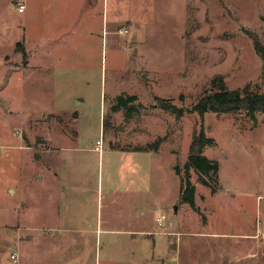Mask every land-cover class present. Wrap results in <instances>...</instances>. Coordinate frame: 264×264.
Here are the masks:
<instances>
[{"label": "rangeland", "instance_id": "obj_1", "mask_svg": "<svg viewBox=\"0 0 264 264\" xmlns=\"http://www.w3.org/2000/svg\"><path fill=\"white\" fill-rule=\"evenodd\" d=\"M9 1L0 0V264H140L128 228L142 223L145 202L155 213L164 210L168 218L183 216L220 233H193L190 245L181 241L177 257L163 262L264 264V110L253 117L246 110L201 115L194 109L216 74L230 87L251 82L264 91V59L249 33L264 37V0H110L97 38L74 49L85 51V62L72 73L66 63L52 62L51 69L60 66L56 78L15 72L25 61L14 38L26 24L18 5L3 15ZM122 93H136L142 104L129 114L114 111ZM158 95L172 98L184 113L158 106ZM202 128L216 139L204 152L219 160L222 187L211 192L192 169L199 209L185 210L180 175L193 132ZM159 136L157 151L111 145L133 147ZM53 180L64 186L55 199L80 213L74 224L91 230L44 249L33 245L37 253L30 256L25 245L31 243L16 241L12 220L18 210L24 217L28 204L39 211L51 199ZM120 243L123 257L113 248Z\"/></svg>", "mask_w": 264, "mask_h": 264}, {"label": "crops", "instance_id": "obj_2", "mask_svg": "<svg viewBox=\"0 0 264 264\" xmlns=\"http://www.w3.org/2000/svg\"><path fill=\"white\" fill-rule=\"evenodd\" d=\"M109 2L110 0H10V6L7 7L3 15H8L14 4L15 6L20 3L25 4V9L21 11L24 13V17L23 20H20L22 25L26 24L23 28L24 33L21 32L19 36L14 38V41L22 43L23 50L21 48L19 52L22 53L25 64L23 67L17 68L15 72L25 70L33 74L42 71V74L50 73L56 78L60 66L51 69L49 64L53 62L54 64L66 63L64 68L72 73L76 63L85 62L83 58L85 57V51L74 49H85L82 44L85 45L88 40L97 38L101 22H108ZM2 35L0 34L1 41L5 40ZM76 51L78 57L74 56ZM19 52L18 57H20ZM49 138L56 141V136H50ZM52 182L54 183V180ZM53 183L47 191L51 199L43 201L39 211L28 204L29 207L27 206L23 211L24 217L20 215L18 210V217L12 220L18 224L16 228L12 229L15 232L16 241L19 244L24 241L25 243H31L29 248L25 245L26 250L30 251V256L37 253L32 248L33 245L37 247V250L44 249L50 241H55L56 244L61 238L75 240L76 233L89 234V230H91L86 226L82 227L74 224L77 219H80L78 217L80 213L75 214L71 207L67 206L65 208L59 200L55 199L54 196L60 197L64 186H61L59 181ZM177 199L178 196L173 198L174 204L177 203ZM196 203L199 204L197 198ZM182 204H185L182 205L185 210L192 208L187 202H182ZM148 208L150 209L147 211ZM154 208H156L154 204L151 206L149 202H145L142 223L139 222L128 228L129 238H131L129 240L132 241L133 246L131 252L139 259L140 264H163L162 258L169 255L176 258V251L178 247L181 248V241L182 246L184 243L190 245L193 233L200 234V236L207 233L210 235L220 234L214 230L209 231L204 226L195 227L192 221L185 219L183 216L176 220L172 214L168 218L164 210H158L155 213ZM177 208H174L176 213H173L174 215H177V211H179ZM178 209H181V207ZM192 209L194 210V208ZM162 215L164 217L160 221L158 217ZM150 220L152 221L150 222ZM65 222H68V224H64ZM177 227L182 230H176ZM108 229L113 230L116 228ZM177 231L182 233L177 235L179 233ZM177 240H179L178 244L176 243ZM113 248H116L115 255L123 257L125 248L122 243L115 244ZM15 251H18L19 257V250ZM20 253L22 255V251ZM69 264H80V262H70Z\"/></svg>", "mask_w": 264, "mask_h": 264}, {"label": "trees", "instance_id": "obj_3", "mask_svg": "<svg viewBox=\"0 0 264 264\" xmlns=\"http://www.w3.org/2000/svg\"><path fill=\"white\" fill-rule=\"evenodd\" d=\"M253 38L254 46L257 52L264 59V37L256 31H249ZM17 47L22 48L21 42H17ZM206 92L201 95L198 101L194 104V109L198 110L203 115L207 110H215L218 112H236L246 110L253 117L256 112L264 110V91H259L252 87L251 82H247L243 86L230 87L226 84V79L223 74H216L211 79ZM138 95L136 93H122L117 96V99L112 105V109L123 108L129 114L141 101L136 103ZM156 104L176 115H182L185 111L184 107L173 102L170 97H156ZM108 118L104 117V130L109 127ZM163 136L153 141L136 144L133 147L121 146L111 143L112 147L126 150H158L160 148ZM216 139L212 135H208L205 130L195 129L190 143V152L185 161V172L180 175V192L179 201L187 202L192 208L199 209L196 203L197 184L192 180L191 170L197 174V180L211 188V192H217L222 187V182L219 175L220 162L217 158L209 156L204 152V147L207 144H214Z\"/></svg>", "mask_w": 264, "mask_h": 264}, {"label": "built area", "instance_id": "obj_4", "mask_svg": "<svg viewBox=\"0 0 264 264\" xmlns=\"http://www.w3.org/2000/svg\"><path fill=\"white\" fill-rule=\"evenodd\" d=\"M18 9H19L20 11H23V10L25 9V4H24V3H20V4L18 5ZM126 30H127V27H126ZM98 141H99V140H98ZM100 141H101V140H100ZM163 217H164V215L159 216L158 219L161 221ZM11 256H12L14 259H17V258H18V251H13V252L11 253ZM163 264H179V263H178V261L166 260V261L163 262Z\"/></svg>", "mask_w": 264, "mask_h": 264}, {"label": "water", "instance_id": "obj_5", "mask_svg": "<svg viewBox=\"0 0 264 264\" xmlns=\"http://www.w3.org/2000/svg\"><path fill=\"white\" fill-rule=\"evenodd\" d=\"M175 207L177 208V205H175Z\"/></svg>", "mask_w": 264, "mask_h": 264}]
</instances>
